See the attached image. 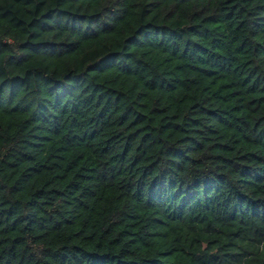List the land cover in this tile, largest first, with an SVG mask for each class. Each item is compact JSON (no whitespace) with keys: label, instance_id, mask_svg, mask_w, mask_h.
<instances>
[{"label":"trees","instance_id":"obj_1","mask_svg":"<svg viewBox=\"0 0 264 264\" xmlns=\"http://www.w3.org/2000/svg\"><path fill=\"white\" fill-rule=\"evenodd\" d=\"M0 264H264V0H0Z\"/></svg>","mask_w":264,"mask_h":264}]
</instances>
